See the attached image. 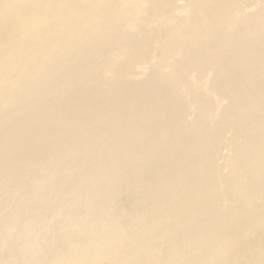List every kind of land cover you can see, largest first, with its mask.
I'll return each mask as SVG.
<instances>
[{
  "label": "bare ground",
  "instance_id": "bare-ground-1",
  "mask_svg": "<svg viewBox=\"0 0 264 264\" xmlns=\"http://www.w3.org/2000/svg\"><path fill=\"white\" fill-rule=\"evenodd\" d=\"M0 264H264V0H0Z\"/></svg>",
  "mask_w": 264,
  "mask_h": 264
}]
</instances>
